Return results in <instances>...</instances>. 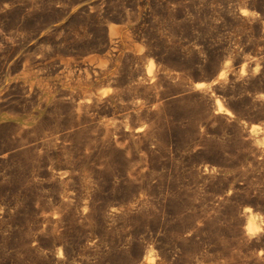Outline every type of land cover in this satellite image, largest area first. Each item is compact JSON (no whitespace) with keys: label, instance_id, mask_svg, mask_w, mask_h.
Instances as JSON below:
<instances>
[{"label":"rangeland","instance_id":"374dc122","mask_svg":"<svg viewBox=\"0 0 264 264\" xmlns=\"http://www.w3.org/2000/svg\"><path fill=\"white\" fill-rule=\"evenodd\" d=\"M0 157V264H264V0H0Z\"/></svg>","mask_w":264,"mask_h":264},{"label":"bare ground","instance_id":"6f19581e","mask_svg":"<svg viewBox=\"0 0 264 264\" xmlns=\"http://www.w3.org/2000/svg\"><path fill=\"white\" fill-rule=\"evenodd\" d=\"M112 28H110V30H111ZM111 31H113V29L111 30ZM139 47V46H138ZM141 47H142V45H141ZM141 47H139V48H141ZM140 50V49H139ZM100 63H101V61H100ZM256 63V62H255ZM258 63V62H257ZM99 65H102V64H99ZM113 66H114V62H113ZM258 66V65H257ZM256 66V67H257ZM260 67V66H259ZM112 68V67H111ZM244 68V67H243ZM258 68V67H257ZM259 72V71H258ZM240 73H241V71H240ZM245 73V72H244ZM243 73V74H244ZM254 73H256V72H254ZM226 76V72H223V73H221L220 75H219V77H218V79L217 80H215V81H213L212 83H209V84H198V89L197 90H199V89H202V88H209L213 83H218L219 82V80H221V79H223L224 77ZM240 76H242V75H240ZM252 76V75H251ZM239 78V77H238ZM237 78V79H238ZM224 86V85H223ZM213 87V86H212ZM194 88V87H193ZM197 90H194V91H197ZM205 90V89H204ZM209 90V89H208ZM193 92V91H192ZM206 92V91H205ZM209 92V91H208ZM199 93H200V91H199ZM89 96H90V94H89ZM88 96V98H82V100H80V102H78V105H77V107L78 108H86V107H91L92 105H94L91 101H93L94 99H92L91 97H89ZM87 97V96H86ZM179 97V96H178ZM97 100V99H96ZM96 100H94V102L96 101ZM218 101V100H217ZM216 101V103H217V109H216V111L218 112V113H221V115L222 114H228L229 113V111L227 110V109H225L224 107H223V105L222 104H220V103H218ZM102 102V101H101ZM101 102H99V103H101ZM98 102H97V104H99ZM160 105V104H159ZM159 105H157V106H159ZM154 106H156V105H154ZM156 106V107H157ZM138 110L140 111V109L138 108ZM135 111V110H134ZM230 114V113H229ZM72 132V131H71ZM66 134V133H65ZM53 137V136H52ZM48 137H46V139H47ZM45 139V140H46ZM48 139H50V138H48ZM47 139V140H48ZM52 139V138H51ZM54 139V138H53ZM45 140H44V142H45ZM35 144V143H34ZM40 145V144H39ZM25 147H28V146H25ZM30 147V146H29ZM22 150H23V148H21ZM1 158V157H0ZM248 211V213H251L249 210H247Z\"/></svg>","mask_w":264,"mask_h":264}]
</instances>
